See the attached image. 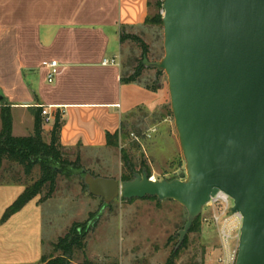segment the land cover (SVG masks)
Segmentation results:
<instances>
[{
    "label": "water",
    "instance_id": "95a60500",
    "mask_svg": "<svg viewBox=\"0 0 264 264\" xmlns=\"http://www.w3.org/2000/svg\"><path fill=\"white\" fill-rule=\"evenodd\" d=\"M163 56L185 178L85 173L104 204L156 197L182 205V243L216 193L242 217L234 264H264V0H163Z\"/></svg>",
    "mask_w": 264,
    "mask_h": 264
},
{
    "label": "crops",
    "instance_id": "0c3cea01",
    "mask_svg": "<svg viewBox=\"0 0 264 264\" xmlns=\"http://www.w3.org/2000/svg\"><path fill=\"white\" fill-rule=\"evenodd\" d=\"M150 8L151 0H0V106H11L12 135L31 134L33 108L41 107L50 113L47 122L42 115L45 142L59 114L62 146L85 157L108 150L106 135H120L126 114L123 96L130 107L133 100L121 81L120 36L135 34ZM50 60L59 63L51 83L42 64ZM23 190L0 183V264H39L43 255L47 200L38 195L1 220Z\"/></svg>",
    "mask_w": 264,
    "mask_h": 264
},
{
    "label": "rangeland",
    "instance_id": "374dc122",
    "mask_svg": "<svg viewBox=\"0 0 264 264\" xmlns=\"http://www.w3.org/2000/svg\"><path fill=\"white\" fill-rule=\"evenodd\" d=\"M156 2L151 0L150 17L156 16L135 31L145 47L130 39L122 41V76L129 77L140 65L142 68L140 75L128 82L127 91L133 98L131 107V97L123 96L126 114L116 144L91 157L81 154V169L67 165L63 172L59 170L56 189L42 204L43 260L59 254L51 244L75 221H88L89 228L82 248L74 249L70 264H165L173 251L175 264H218V258L225 252L211 219L216 209L211 204L202 207L197 217L198 230L188 231L184 245L183 240L177 247L179 231L187 220L182 205L174 200L152 197L126 200L120 196L104 204L102 198L89 194L84 184L85 173L119 181L133 179L134 173L143 171L155 180L185 178L167 77L163 71L158 73L155 65L164 53L162 24L157 23L163 10ZM22 123L25 130L28 116L24 115ZM77 153L78 147L63 149V157L70 162L75 161ZM38 171L36 166L25 177L20 166L4 161L0 183L18 178L30 185L38 178ZM237 245L235 239L229 247L237 249Z\"/></svg>",
    "mask_w": 264,
    "mask_h": 264
},
{
    "label": "trees",
    "instance_id": "16d2710c",
    "mask_svg": "<svg viewBox=\"0 0 264 264\" xmlns=\"http://www.w3.org/2000/svg\"><path fill=\"white\" fill-rule=\"evenodd\" d=\"M155 4L159 9H161L163 0H157ZM154 16H156V14ZM154 16H148L146 21L153 19ZM161 18L162 15L158 16L157 23L162 24ZM120 39L121 41L124 39H130L145 47L141 39L136 34L122 33ZM141 68V65L137 67L134 73L129 77L122 76L121 81L123 83L134 81L137 76L140 75ZM157 70L158 73H161V70ZM41 110V107L33 108L34 124L31 134L27 136H14L12 135L11 106H0V168L2 167L4 161L13 162L22 168V173L25 177H29L31 175L34 167L37 166L39 170L38 178L30 185L18 178L11 179L10 182H6L22 183L24 184V190L14 200V202L5 209L1 219L2 221H5L10 215L18 211L22 208V206L38 195H40V202L50 198L56 189V175L59 170H62L63 172L65 166L72 165L75 168L81 169V166L79 165V153H77L76 159L73 162H70L63 157V149L65 147L62 146L59 141V131L62 123L59 114H56L54 118L52 129L50 130L49 141H44ZM118 137V133H108L106 135L107 144L109 146L115 145ZM87 222L88 221L73 222L66 232L62 236H59L57 240L51 244L53 250L58 251L59 254L48 260H43L44 255H42L40 260L41 263L39 264H70L74 249L82 248L83 246V242L89 228ZM198 228L199 219L196 218L192 222L189 232L197 231ZM184 243L185 240L183 245ZM175 255L176 252L173 251L165 264H175ZM88 263L91 264L90 262Z\"/></svg>",
    "mask_w": 264,
    "mask_h": 264
},
{
    "label": "built area",
    "instance_id": "2783aa9c",
    "mask_svg": "<svg viewBox=\"0 0 264 264\" xmlns=\"http://www.w3.org/2000/svg\"><path fill=\"white\" fill-rule=\"evenodd\" d=\"M102 63L115 64L116 61L114 58L104 59ZM42 64L47 68L46 80L49 83L53 82L58 72L59 63L56 60H50L44 61ZM41 115L45 116V122H47L50 113L46 108H42ZM208 204L216 207L211 215V219L217 227L220 243L223 251H225L224 254L218 258V264H233L235 263L237 249L231 250L229 244L235 239L238 241L242 217L240 213L231 211L233 205L232 198L222 191H219L211 197Z\"/></svg>",
    "mask_w": 264,
    "mask_h": 264
}]
</instances>
